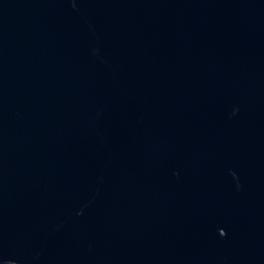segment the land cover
Returning a JSON list of instances; mask_svg holds the SVG:
<instances>
[{"label": "water", "instance_id": "95a60500", "mask_svg": "<svg viewBox=\"0 0 264 264\" xmlns=\"http://www.w3.org/2000/svg\"><path fill=\"white\" fill-rule=\"evenodd\" d=\"M0 264H264V0H0Z\"/></svg>", "mask_w": 264, "mask_h": 264}]
</instances>
